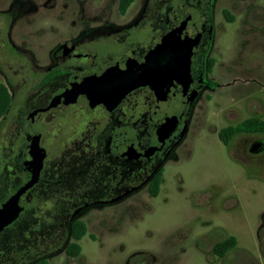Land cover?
I'll return each instance as SVG.
<instances>
[{
    "label": "flooded vegetation",
    "instance_id": "flooded-vegetation-1",
    "mask_svg": "<svg viewBox=\"0 0 264 264\" xmlns=\"http://www.w3.org/2000/svg\"><path fill=\"white\" fill-rule=\"evenodd\" d=\"M76 8L78 24L97 27L50 49L47 33L29 34L26 11L0 0V210L34 178L37 137L44 156L0 234V264H169L186 248L207 261L264 264V215L254 244L241 248L238 234L209 230L218 213L204 206L195 208L196 244L184 240L165 263L149 251L124 258L113 239H83L97 225L109 232V220L127 222L133 196L168 191L166 169L193 128L216 136L245 175L264 172V0H79ZM95 209H115V219L88 218ZM9 228L21 237L4 236Z\"/></svg>",
    "mask_w": 264,
    "mask_h": 264
},
{
    "label": "rangeland",
    "instance_id": "rangeland-1",
    "mask_svg": "<svg viewBox=\"0 0 264 264\" xmlns=\"http://www.w3.org/2000/svg\"><path fill=\"white\" fill-rule=\"evenodd\" d=\"M78 2L79 0H14L31 20L29 34L41 31L47 33L50 49L63 41L73 40L75 36L79 39L81 34L89 33L97 27L93 23L86 28L78 24L79 20L74 15ZM48 4L51 7H47ZM221 12L218 2L214 15L217 23L223 21ZM98 27L102 25L99 24ZM258 100L264 102V97L259 96ZM222 101L226 105H232L229 97L224 94ZM239 165L227 157L216 136L193 128L166 169L168 191L162 190L157 198L147 197L146 202L141 198L144 194L133 196L130 202H134L132 204H136L137 209L127 222L112 220L115 219V209L112 212L99 209L91 211L88 218L98 221L97 219L107 216L112 220L108 222L109 232L103 233L97 225L87 230L83 239H113L117 247H124V258L136 252L149 251L159 257V263H165L164 257L167 255L164 254L173 249L184 248V240L187 239L192 245L196 244L198 239L193 238V230L197 226L194 219L195 208L204 206L213 208L218 213L209 218V230L222 227L230 235L238 234L239 247H250L255 242L257 227L264 215V172L258 168L253 175H245ZM139 199L147 206H141ZM227 205L238 206L226 210ZM28 229L29 224L24 222L21 233ZM21 235L12 232L10 228L4 233L9 238H19ZM120 248H115L113 252L116 261L121 256ZM188 250L186 248V254H179L178 260L169 264H222L213 259L207 261L204 256Z\"/></svg>",
    "mask_w": 264,
    "mask_h": 264
},
{
    "label": "water",
    "instance_id": "water-1",
    "mask_svg": "<svg viewBox=\"0 0 264 264\" xmlns=\"http://www.w3.org/2000/svg\"><path fill=\"white\" fill-rule=\"evenodd\" d=\"M37 139L38 137L35 139V142L32 146V148L36 149V154L34 155V161H33L35 165L34 178L31 180L29 184L23 187L17 194L12 196L8 200V202L3 206V208L0 210V234L5 230V228H7L17 219L21 211V208L18 206V202L21 195L24 194L28 188L32 187L33 184L38 179L44 156L39 154Z\"/></svg>",
    "mask_w": 264,
    "mask_h": 264
},
{
    "label": "trees",
    "instance_id": "trees-1",
    "mask_svg": "<svg viewBox=\"0 0 264 264\" xmlns=\"http://www.w3.org/2000/svg\"><path fill=\"white\" fill-rule=\"evenodd\" d=\"M84 234V232L81 234V236ZM233 243L229 242V246H232ZM229 248V247H228Z\"/></svg>",
    "mask_w": 264,
    "mask_h": 264
}]
</instances>
